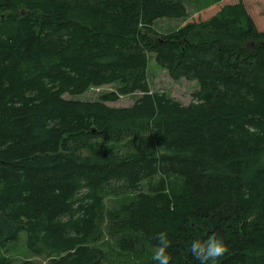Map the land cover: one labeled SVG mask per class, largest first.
Here are the masks:
<instances>
[{"label":"trees","instance_id":"trees-1","mask_svg":"<svg viewBox=\"0 0 264 264\" xmlns=\"http://www.w3.org/2000/svg\"><path fill=\"white\" fill-rule=\"evenodd\" d=\"M253 15L241 1L161 35L158 20L188 17L183 0H0V254L24 233L46 264H128L163 233L169 264H199L189 245L214 234L228 247L216 264H264V16ZM150 55L198 83L193 103L151 92ZM113 82L142 96L126 108L73 99Z\"/></svg>","mask_w":264,"mask_h":264},{"label":"rangeland","instance_id":"rangeland-1","mask_svg":"<svg viewBox=\"0 0 264 264\" xmlns=\"http://www.w3.org/2000/svg\"><path fill=\"white\" fill-rule=\"evenodd\" d=\"M187 8L188 17L186 19H160L155 25L154 29L161 35H169L180 28H182L188 21L204 20L220 12L223 8L236 6L241 1L245 2L246 9L254 13V19L257 21L264 16V2L260 0H183ZM213 9V12L208 10ZM252 14V13H251ZM147 80L149 82L150 90L153 93H165L179 101L183 105H190L193 103V93L198 91L199 85L197 82L186 81L181 79L176 81L171 78L168 71L156 63L155 56L150 55L149 66L147 69ZM122 85L120 83L105 84L100 87H91L84 94L75 96L65 94L66 99H77L80 101L96 102L106 99L105 103L113 108L131 107L135 101L142 96L141 93L134 95H122L120 90ZM115 96V97H112ZM109 99V100H108ZM104 101V100H103ZM264 160V158H263ZM133 199L132 195L123 196H108L105 199L107 209L118 208L123 204L130 202ZM26 235L21 234L18 242L9 245L2 250L1 257L9 260L10 264H24L25 262H32L36 264H46L45 261L32 257L25 246ZM108 252L113 250V245L109 239L105 238L101 243H98ZM152 252L143 257L127 258L128 264H153L151 260Z\"/></svg>","mask_w":264,"mask_h":264},{"label":"clouds","instance_id":"clouds-1","mask_svg":"<svg viewBox=\"0 0 264 264\" xmlns=\"http://www.w3.org/2000/svg\"><path fill=\"white\" fill-rule=\"evenodd\" d=\"M156 239L151 260L153 264H169L170 256L167 254L169 241L166 234H159ZM228 250L224 240L214 234L208 235L205 239H194L189 245V251L199 264H216L218 258L222 257Z\"/></svg>","mask_w":264,"mask_h":264}]
</instances>
